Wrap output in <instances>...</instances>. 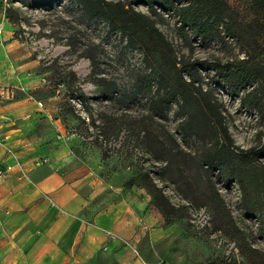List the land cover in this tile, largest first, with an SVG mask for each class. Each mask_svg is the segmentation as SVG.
<instances>
[{"label": "rangeland", "instance_id": "rangeland-1", "mask_svg": "<svg viewBox=\"0 0 264 264\" xmlns=\"http://www.w3.org/2000/svg\"><path fill=\"white\" fill-rule=\"evenodd\" d=\"M45 1L0 0L1 33L16 45L10 54L18 51L34 61L29 73L34 81L30 86L35 88L32 96L42 104L40 109L60 121L66 135L73 136L75 157L93 163L96 179L106 186L95 202L105 204L115 193L128 190L146 199V208L164 235L152 246L138 248V260L264 264V212L246 210L238 183L222 181L218 172L203 166L202 156L214 144L211 136L204 132L195 136L194 126L184 125L185 116L174 103L164 118L152 116L148 107L155 98L154 88L150 95L134 93L135 77L146 71L142 52L129 48L126 38L111 32L107 22L89 19L74 0L42 6ZM104 1L124 3L150 18L177 59L207 62L198 67L203 88L216 100L233 144L245 150L264 142V109L260 113L240 106L258 83L231 98L220 81L221 73L212 66L219 62L247 67L264 59V12L252 7L253 0L233 3L258 31L261 39L255 45L229 38L221 25L208 37H198L187 28L183 38L173 10L151 13L146 3ZM110 81L117 90L104 98L101 93L110 90L105 83ZM146 132L158 136L165 147L149 149ZM256 162L264 166V159ZM4 263L0 249V264ZM92 264L116 263L103 252Z\"/></svg>", "mask_w": 264, "mask_h": 264}, {"label": "crops", "instance_id": "crops-1", "mask_svg": "<svg viewBox=\"0 0 264 264\" xmlns=\"http://www.w3.org/2000/svg\"><path fill=\"white\" fill-rule=\"evenodd\" d=\"M0 30V84L14 98L0 103V249L4 264H92L100 253L116 264H143L142 250L164 235L139 192L106 190L93 163L73 153V136L32 96L34 61ZM7 44L4 45V42ZM40 83V82H39ZM59 137H62L60 139ZM149 264V263H148Z\"/></svg>", "mask_w": 264, "mask_h": 264}, {"label": "trees", "instance_id": "trees-1", "mask_svg": "<svg viewBox=\"0 0 264 264\" xmlns=\"http://www.w3.org/2000/svg\"><path fill=\"white\" fill-rule=\"evenodd\" d=\"M55 0L41 2L42 6ZM81 5L89 19L95 18L108 23L111 32H118L126 38L128 47L140 50L143 54L144 73L135 77L133 90L136 95H150L155 89L148 110L152 116L164 118L172 103L185 116L184 125L194 126V135L201 132L214 140L206 155L202 156L203 166L214 169L222 181L236 182L240 187L245 209L260 214L264 212V166L256 160L264 159V142L257 147L240 149L233 144L227 126L216 100L211 92L203 88V77L198 67L206 65L204 60L188 61L177 59L174 50L155 25L141 12L125 8L124 3L104 0H74ZM132 3H146L149 11L173 10L178 17L179 34L185 38L186 29L195 31L198 37H208L217 26H223L224 33L238 43L251 42L255 45L261 38L258 31L248 25V17L239 15L233 0H130ZM252 7L264 12V0H253ZM247 42V43H248ZM215 71L221 73L227 95L237 97L242 89L258 83L240 103L241 107L251 108L262 113L264 109V59L256 64L214 63ZM110 87L104 98L115 93L113 81L105 82ZM190 109H192L190 111ZM196 123H200L199 127ZM264 137V136H263ZM149 149L165 147V142L149 132L145 133ZM167 161L166 159H164ZM217 202L222 199L216 195Z\"/></svg>", "mask_w": 264, "mask_h": 264}, {"label": "built area", "instance_id": "built-area-1", "mask_svg": "<svg viewBox=\"0 0 264 264\" xmlns=\"http://www.w3.org/2000/svg\"><path fill=\"white\" fill-rule=\"evenodd\" d=\"M0 30H1V25H0ZM43 81V80H42ZM14 98V89L10 86H6L4 84H0V103L6 102V101H10ZM38 106L40 108H42V104L38 103ZM124 247L128 248L129 250H131L132 254L134 257H136L138 259L139 256V252H138V248H136V246L134 245L133 242H123Z\"/></svg>", "mask_w": 264, "mask_h": 264}]
</instances>
